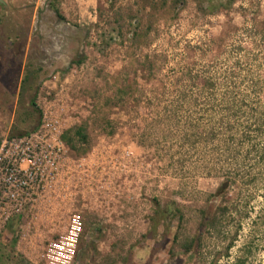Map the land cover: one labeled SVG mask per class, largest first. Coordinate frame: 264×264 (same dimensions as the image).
<instances>
[{
    "label": "rangeland",
    "instance_id": "1",
    "mask_svg": "<svg viewBox=\"0 0 264 264\" xmlns=\"http://www.w3.org/2000/svg\"><path fill=\"white\" fill-rule=\"evenodd\" d=\"M237 61L264 104V0H1L0 264H264V162L215 195L169 113Z\"/></svg>",
    "mask_w": 264,
    "mask_h": 264
},
{
    "label": "trees",
    "instance_id": "2",
    "mask_svg": "<svg viewBox=\"0 0 264 264\" xmlns=\"http://www.w3.org/2000/svg\"><path fill=\"white\" fill-rule=\"evenodd\" d=\"M54 12L59 19L65 20L58 8H54ZM241 66L238 61L234 62L220 78L215 72L208 76L196 74L191 77L195 81L192 84L193 88L189 94L184 91L178 97L177 108L191 102L195 109V118L192 119L194 116L190 113L186 115V118L178 116L179 112L176 107L172 112L169 111L170 117L176 116L178 119H184L172 124L180 136L181 149L190 148L197 151L200 145L212 143L213 150L216 149L222 155L223 153L228 154L225 165L222 164L219 167L223 180L217 187L215 195L225 194L238 179L239 181L246 179L250 175L248 167L252 169L258 166L259 171L260 165L257 162H264V104L257 101L260 92L257 91L260 78L255 80L250 71H246V75H243V72L234 71V67L240 68ZM249 75L252 77L250 90L255 100L251 105L246 104L244 92L239 88V82ZM31 104L36 105L33 101ZM245 108H248L246 115L244 114ZM204 113H206V118L203 116ZM241 118H247L246 125L242 126ZM75 131L81 138H86L81 127ZM220 145L222 148H218ZM242 149H246L249 164H241L244 166H241L240 170L234 165ZM251 154L253 158L250 160ZM179 163L184 164L182 160Z\"/></svg>",
    "mask_w": 264,
    "mask_h": 264
},
{
    "label": "built area",
    "instance_id": "3",
    "mask_svg": "<svg viewBox=\"0 0 264 264\" xmlns=\"http://www.w3.org/2000/svg\"><path fill=\"white\" fill-rule=\"evenodd\" d=\"M26 159H28L30 166L28 172L24 170V181L23 183L25 185H28L30 181H36L37 177L38 180L40 181L42 179V171L39 169V166L36 164V158L34 155H27Z\"/></svg>",
    "mask_w": 264,
    "mask_h": 264
},
{
    "label": "crops",
    "instance_id": "4",
    "mask_svg": "<svg viewBox=\"0 0 264 264\" xmlns=\"http://www.w3.org/2000/svg\"><path fill=\"white\" fill-rule=\"evenodd\" d=\"M62 13V12H61ZM56 14V13H55ZM65 17V14H62Z\"/></svg>",
    "mask_w": 264,
    "mask_h": 264
},
{
    "label": "water",
    "instance_id": "5",
    "mask_svg": "<svg viewBox=\"0 0 264 264\" xmlns=\"http://www.w3.org/2000/svg\"><path fill=\"white\" fill-rule=\"evenodd\" d=\"M0 2H1V0H0Z\"/></svg>",
    "mask_w": 264,
    "mask_h": 264
}]
</instances>
